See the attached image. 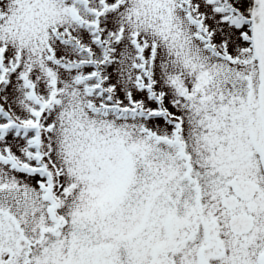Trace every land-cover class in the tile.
Wrapping results in <instances>:
<instances>
[{"label":"snow or ice","instance_id":"obj_1","mask_svg":"<svg viewBox=\"0 0 264 264\" xmlns=\"http://www.w3.org/2000/svg\"><path fill=\"white\" fill-rule=\"evenodd\" d=\"M0 264H264V0H0Z\"/></svg>","mask_w":264,"mask_h":264}]
</instances>
